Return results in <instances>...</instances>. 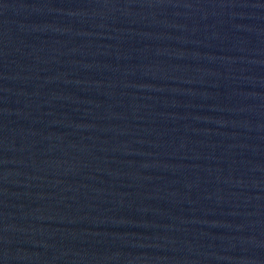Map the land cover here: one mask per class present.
<instances>
[{
	"label": "water",
	"instance_id": "95a60500",
	"mask_svg": "<svg viewBox=\"0 0 264 264\" xmlns=\"http://www.w3.org/2000/svg\"><path fill=\"white\" fill-rule=\"evenodd\" d=\"M0 264H264V0H0Z\"/></svg>",
	"mask_w": 264,
	"mask_h": 264
}]
</instances>
